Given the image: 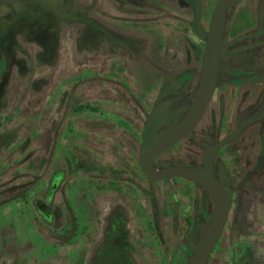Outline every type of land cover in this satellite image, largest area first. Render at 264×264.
<instances>
[{"label":"flooded vegetation","instance_id":"af4514ba","mask_svg":"<svg viewBox=\"0 0 264 264\" xmlns=\"http://www.w3.org/2000/svg\"><path fill=\"white\" fill-rule=\"evenodd\" d=\"M114 1L103 0L102 10L106 14L105 18L116 12ZM134 1L128 0L127 3L134 4ZM136 1L144 5L147 0ZM158 1L159 5L154 7L155 11L160 13V10L167 8V15L143 22L140 21L143 16L132 14L138 12V9H124L130 14L126 13L128 19L122 22L137 26L147 25L154 29L159 41L164 44L162 46L156 42L160 44L159 49L164 47L173 54L179 51L175 45L181 38L179 32L184 31L185 35L182 37H186L190 47L189 49L187 47L188 50L185 49L182 69L177 71L168 69L170 72L166 79L163 82L159 81L155 89L148 91L146 94L148 97L136 96L133 93L136 81L132 68L125 69L118 65L104 68L103 59L106 57L103 53L106 54L108 49L100 52L101 59H96L100 64L97 67L100 74L96 73V76L100 79L108 78L107 70L111 75L123 76L121 80L113 78L107 80L124 85L130 93L132 103H137V106L145 111L141 112L143 115L140 133L135 137L136 142L129 145L133 152L131 149L127 150L132 155L121 156L127 162L128 169L124 163L119 162L103 170L98 168L101 163H96L100 170L84 173L89 183L86 185L85 182L78 187L80 214L78 216L74 214L71 205L68 204V225L65 227L63 237L64 241L71 244L77 234L81 236L80 243L74 245H79L83 253L81 264L88 263L87 250L93 246L90 243L95 240L93 238L97 234L96 228L99 232L105 225L103 224L105 220L107 221L105 214L109 209V218L111 219L110 216L113 214L116 219L113 232L109 236L110 248L105 251L96 249V246L94 248V252L100 253L99 264H187L214 209L210 192L199 183L181 176L153 180L140 167L139 155L145 141L175 126L193 100L205 45V39L198 37L190 27L194 5L195 2L199 5L200 21L204 32H207L217 0L213 6L210 5V0H174L172 5L166 4L165 0ZM235 1L237 3L233 4ZM64 6L65 0H0V90L4 89L3 86L13 68H16L18 73L24 71L25 60L17 57V54H25L28 59L30 56L22 48L21 42L25 40L27 43L43 47L46 37L42 36V33L53 25L55 20L64 19L61 14L74 16L71 10L63 11ZM210 6L211 16L209 13V16L203 17V8ZM76 16H79L76 21L90 23L86 21V17L83 18L80 14ZM131 17L138 20L131 21ZM173 34L176 35V43L172 46L167 45V38ZM112 36L111 34L107 37L113 39ZM111 51L113 59V50ZM141 56L146 58L142 53ZM188 56L192 59L190 64L187 62ZM263 58L264 0H232L226 8L220 35L216 84L205 111L184 138L153 159V166L159 171L172 166L197 169L211 167L212 173L224 189L226 191L233 189L228 198L229 213L225 225L209 254L207 264L247 263V255L245 252L242 254L241 245L234 255L226 249V243L250 232L251 228L243 225L242 221L243 219L250 221V215L252 221L255 214L247 212L244 206L251 202V198L253 202L261 198L259 196L247 198L245 188L248 182L258 177L263 165L264 129L262 131L261 126L264 120V81H261L264 77ZM35 59L49 61L51 51L49 49L37 51ZM174 77H178V87L175 88L177 81H173L163 91L165 95L161 96L164 86ZM236 131V136L220 146L211 164L208 163L205 159L206 149L209 148L210 151V146H214ZM91 143L97 146L96 141ZM230 165L231 168H228ZM58 171L61 172V169ZM57 184L56 177H53L50 192ZM67 187L69 195L66 197L70 201L69 198H72L70 192L76 190L71 191V187L75 189L73 184ZM79 219L82 221V228L81 224L76 223ZM125 221L132 225L130 231L126 228ZM242 255L243 259L240 257Z\"/></svg>","mask_w":264,"mask_h":264},{"label":"rangeland","instance_id":"374dc122","mask_svg":"<svg viewBox=\"0 0 264 264\" xmlns=\"http://www.w3.org/2000/svg\"><path fill=\"white\" fill-rule=\"evenodd\" d=\"M165 1L172 5L174 0ZM215 1L210 0V5L213 6ZM127 2L115 0L116 12L105 18L103 0H65L63 11L80 14L90 23L55 20L42 33L46 37L43 47L25 40L21 42L30 57L17 54L25 60L24 71L18 73L13 68L0 93V179L13 173L38 179L25 197L0 207V264H81L83 253L79 245L74 246L80 243L81 236L77 234L73 244H68L63 237L68 225V204L78 216L81 211L78 187L89 183L84 173L106 170L109 165L119 162L128 169L121 156L132 155L127 150L133 152L129 145L136 142L141 112L145 109L132 103L124 85L107 80H121L123 76L111 75L109 70L106 79L96 76L100 72L96 60L101 59L100 52L108 49L106 54L103 53L106 57L103 59L104 68L118 65L133 69L136 81L133 93L136 96L148 97L147 92L166 79L168 69H182L185 49L190 47L186 37H182L184 31L179 32L181 38L175 45L179 51L173 54L164 47L159 49L160 44H164L154 29L122 22L128 19L124 9H138L132 14L143 16V19L138 17L143 22L167 15L168 9L163 8L160 13L155 11L158 0H147L144 5L136 0L134 4ZM211 12V6L203 8L202 16L207 17L209 13L211 16ZM130 20L138 19L131 17ZM111 34L113 39L107 37ZM175 37V34L169 35L166 44L172 46L176 43ZM48 49L51 51L49 61L35 59L37 51ZM188 57L190 64L192 59ZM47 103L49 107L45 108ZM262 122L263 131L264 120ZM94 141L97 146L91 143ZM21 144L24 148L19 149ZM24 156L25 160L21 161ZM98 162L101 163L100 169L95 165ZM53 177L58 184L50 192ZM69 184L75 187H71V191L76 190L70 192V201L66 197ZM245 191L249 199L251 196L261 197L256 202L251 198V202L244 206L247 212L255 214L252 221V215L250 221H242L251 229L241 238L227 241L226 249L236 255L241 245L242 254L247 255L246 264H264V157L258 177L246 184ZM109 213L110 209L105 214L107 221L101 230L97 232L96 228L95 240L90 243L92 248L87 247V264L100 262V253L94 252L95 246L100 251L110 248L109 236L116 216L111 214L110 219ZM81 222L76 220L82 228ZM125 224L130 231L132 225L127 221ZM240 257L244 258L243 255Z\"/></svg>","mask_w":264,"mask_h":264},{"label":"water","instance_id":"95a60500","mask_svg":"<svg viewBox=\"0 0 264 264\" xmlns=\"http://www.w3.org/2000/svg\"><path fill=\"white\" fill-rule=\"evenodd\" d=\"M231 1L232 0L216 1L207 32H204L200 21V8L198 3L196 4L195 2L193 19L190 22V27L193 33L198 37L205 39V45L202 55L199 81L193 100L182 119L175 126L167 128L145 141L139 155L140 167L150 179L163 180L175 176H181L199 183L210 192L213 199L214 209L209 221L201 231L198 242L193 249L192 255H190V258L188 259L187 264L208 263L209 254L225 225L229 213L228 198L233 189L226 191L218 178L212 173L211 167L210 169H197L192 167L172 166L159 171L153 166V159L159 153L184 138L195 127L205 111L206 105L213 94L216 84L220 35L225 11ZM61 16L67 20H78L79 18V16L76 15L68 16L61 14ZM173 81H177L175 88L178 87V77H174L164 86L161 96L165 95L163 91L167 89L169 84H172ZM261 81H264V77ZM1 92H3V90H0V93ZM236 133L237 131L224 140L216 143L214 146H210V151H208L209 148H207L205 151L206 161L211 164L217 149L226 142L232 140L236 136Z\"/></svg>","mask_w":264,"mask_h":264},{"label":"trees","instance_id":"16d2710c","mask_svg":"<svg viewBox=\"0 0 264 264\" xmlns=\"http://www.w3.org/2000/svg\"><path fill=\"white\" fill-rule=\"evenodd\" d=\"M48 107L49 103L45 105V108ZM21 148H24L23 144L20 145L19 149ZM25 158L26 156L21 158V161L25 160ZM37 179L36 176L27 179L18 173H13L4 179H0V207L25 197L27 192L32 189L33 184L37 182Z\"/></svg>","mask_w":264,"mask_h":264},{"label":"crops","instance_id":"0c3cea01","mask_svg":"<svg viewBox=\"0 0 264 264\" xmlns=\"http://www.w3.org/2000/svg\"><path fill=\"white\" fill-rule=\"evenodd\" d=\"M264 59V58H263ZM263 63H264V60H263Z\"/></svg>","mask_w":264,"mask_h":264}]
</instances>
